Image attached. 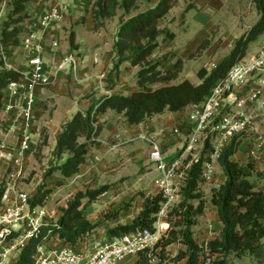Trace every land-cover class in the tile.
<instances>
[{
    "label": "trees",
    "instance_id": "1",
    "mask_svg": "<svg viewBox=\"0 0 264 264\" xmlns=\"http://www.w3.org/2000/svg\"><path fill=\"white\" fill-rule=\"evenodd\" d=\"M34 0H11V13L3 27L2 44L12 57L15 50L22 46L25 36L29 5ZM147 5L146 10H141ZM175 0H97L93 6L92 18L96 29L104 21L111 19L121 11L122 18L117 34L114 52L118 59L116 68L129 63L140 70L137 76L138 91L131 96H105L87 112H79L63 128L57 144L59 157L67 155L65 162L58 167L64 179L78 175L81 166L87 161V146L80 142L82 138L92 141L100 133L99 115L109 111L124 119L130 127H138L166 113L180 114L190 106H201L210 97L213 88L228 76L235 63L247 56V47L264 37V0H256L255 7L260 16L259 22L248 36L238 40L234 50L224 59L215 71L209 73L201 69L197 77L199 84L182 79L185 61L176 53L169 52L157 56L164 44L174 41L175 34L163 26ZM190 6L188 9H191ZM203 49L201 46L197 53ZM19 74L0 70V115L3 109L5 89ZM234 137L221 153L218 164L225 182L212 192L210 203L216 208L218 220L222 225L217 238L208 242L207 247L196 243L193 234L194 217L201 213L204 206L199 192L202 165L194 166L189 173L183 189L184 200L169 213L171 224L160 246L165 252L170 246L180 244L183 250L178 252L174 262L184 264H230L231 255L237 258L251 257L264 264V190H257L254 182L257 173L252 162L241 163L234 160L242 141ZM209 146V144H208ZM104 190L78 193L68 203L56 223L43 229L42 237L33 241L21 252L15 264H34L38 245L59 238L64 243L76 245L86 235L93 232L95 226L87 219L83 202L96 200ZM49 191H40L32 202L33 206L44 207ZM192 201H199L195 207ZM163 197L160 193L144 198L142 209L132 224L118 226L110 231L109 237L132 234L136 231H154L157 215L161 209ZM159 258V255H155ZM210 261V263H208ZM137 264H151L141 255ZM161 264V263H160Z\"/></svg>",
    "mask_w": 264,
    "mask_h": 264
},
{
    "label": "built area",
    "instance_id": "2",
    "mask_svg": "<svg viewBox=\"0 0 264 264\" xmlns=\"http://www.w3.org/2000/svg\"><path fill=\"white\" fill-rule=\"evenodd\" d=\"M66 1L69 0L56 1L44 15L23 26L22 47L28 56V64L23 68H17L8 56L0 30V70L20 75L5 89L0 115V264H15L21 252L40 239L43 229L49 227L46 224L50 216L48 208L33 206L34 198L22 191L20 184L26 176L27 155L33 150L38 92L49 87L58 74L77 71L80 67L75 56L51 65L46 62L45 39L52 27L64 20ZM53 48H58V43ZM217 67L212 63L207 71L212 73ZM256 84L264 86V41L257 52L233 65L204 104L184 110L188 136L175 157L168 158L157 141L143 137L151 147L149 161L155 167L154 185L163 197L153 232L136 231L97 239L90 233L76 245L59 238L51 239L37 246L34 264H130L132 261L137 264L141 255L151 264H157L155 255L160 256V243L170 228L169 213L178 206L175 204L179 200H184L183 189L194 166L202 165L200 187L212 183L219 167L218 159L230 141L243 133L260 134L255 121L264 119V96ZM248 102L255 103L256 107L246 110ZM173 132L182 136L183 126ZM208 144L212 152L204 160Z\"/></svg>",
    "mask_w": 264,
    "mask_h": 264
},
{
    "label": "rangeland",
    "instance_id": "3",
    "mask_svg": "<svg viewBox=\"0 0 264 264\" xmlns=\"http://www.w3.org/2000/svg\"><path fill=\"white\" fill-rule=\"evenodd\" d=\"M56 1L58 0L33 1L28 7L26 22L35 17L44 15L55 5ZM96 1L97 0H91L93 6ZM255 1L256 0H242V12L249 6L252 8L254 16L256 17V14L258 16L259 14L255 7ZM10 5L11 0H0V30L3 29L8 21L11 13ZM190 6H192V8L188 9ZM34 7L37 9L35 14H33ZM147 8V5H143L141 10H146ZM188 8L186 10L187 12L194 11L199 13L203 10V7L199 9L192 0ZM177 11H179V8H177ZM84 13L79 15V24L66 28L67 48L77 51L79 47L83 48L86 46L85 53H87V57L93 56L94 68L100 65V52L103 51L104 48H108V89H120L121 85H125L127 93H132L135 87L139 90L136 81L140 69L130 66L129 63L122 64L119 68H116L115 65L118 59L115 52L114 58H111L113 55L110 51L112 48H115L123 13L119 11L115 17L105 20L103 26L99 29H96L93 18L91 21H88L87 15ZM174 15V12L173 14L170 12L163 26L170 29L174 34L177 31L175 38L178 35L177 43L180 45V49H182L181 51L185 57V65L181 78L191 79L190 81L194 84H199L200 82L197 74L201 69L207 70L208 66L212 63L219 65L231 54L237 41L243 37L246 38L255 26L241 32L238 39L231 42L233 34L236 31L234 22L231 20L225 21L224 18L226 16L223 15L218 16L219 19H217V16L214 14L212 20H217L219 24H221L217 29L211 32L205 40H203V37L206 36L207 32H204L202 38L197 37L198 39L195 44H200L196 50V46H187L184 43L185 37H182L181 34L189 33V35L193 34V36L196 37L199 35L200 30L195 28L197 27L196 25L191 26V28H189L190 26L187 27L186 21L182 22V20H180L177 25L173 26L174 19L176 18H170ZM225 23H227V25H224ZM239 23V25L242 26L246 22L241 17ZM186 29L188 30L186 31ZM263 41L264 37H261L257 41L251 42L246 50L247 56L257 52L261 48ZM166 45L167 44L162 45L157 51V56L154 57L165 54L163 47H166ZM201 46H203V49L197 53ZM88 50H90V52H87ZM75 56L78 59L81 58L80 53ZM12 57H14V65L17 68H22L23 64L26 62V55L21 47L14 51ZM95 60H97V62H95ZM120 80H122L121 83ZM101 98L102 97L99 96L98 102ZM87 99L88 98H84V100ZM97 103H91L88 108L84 106V111L87 112L88 109L92 108ZM48 109L52 110L53 108L49 106ZM175 115L166 113L138 127H130L124 119L111 111L106 115H99V122L97 125L101 127L100 133L97 137H94L92 141H88L86 138L80 140L81 143L87 146V161L81 166L79 174L71 179L62 178L58 170V167L65 162L67 157V155L59 157L57 154L58 137L52 136L48 133V129L41 127L38 131L40 135L39 142H37L36 150L33 154L35 162L26 168V176L20 184V189L33 198H35L40 191H49L45 203V207L48 208L50 214L46 219V224L49 226L56 223L62 213V209L67 208L68 203L73 201L78 193L104 190L102 194L96 197V200L92 202L84 200L83 207L87 219L95 226V229L91 233L94 235V238L109 237L110 231L118 226L132 224L133 220L139 215L142 209L145 197L158 193L154 185V179L156 177L155 167L149 161L151 147L143 137L148 136L157 141L164 149L168 158L175 157L177 153L180 152L181 146L188 136V133L185 132L187 131V127H185V119L187 118L185 112L183 111V113L177 114V116ZM180 126H183V134L182 136H177L174 134L173 130ZM238 136H240L239 139L242 141L243 138L241 134ZM247 136L251 138V144L248 145L251 149L244 150V147V149L241 148V152L237 155L236 161L241 163L252 162L255 164L257 173L262 175H256L254 178L256 189L263 191L264 157L261 155L264 154V135L261 136L260 131L259 136L262 138V140L259 139L260 142L258 141L260 144L257 142L258 138L256 139L250 134H247ZM211 152V145H207L203 154V159L205 160ZM251 152H256L255 156H253V154L250 155ZM254 157L262 158L258 160ZM224 179L220 167H217L214 181L199 187L204 206L201 213L193 218L195 222L193 234L196 243L200 246H205L206 243L217 238L221 232L222 225L218 220L216 208L210 203V200L212 192L225 182ZM182 202L183 199L179 200L175 206ZM192 204L197 207L199 201H192ZM168 221L169 224L172 223L170 216H168ZM183 249V246L180 244L170 246L165 252H160V256L157 258V264H184L185 262H174L178 252ZM132 263L133 261L130 264ZM208 263H210V261ZM229 263L259 264L251 257L237 258L234 255L229 257Z\"/></svg>",
    "mask_w": 264,
    "mask_h": 264
},
{
    "label": "crops",
    "instance_id": "4",
    "mask_svg": "<svg viewBox=\"0 0 264 264\" xmlns=\"http://www.w3.org/2000/svg\"><path fill=\"white\" fill-rule=\"evenodd\" d=\"M225 1L192 0V2L196 4L199 9L203 7V10H201L199 13H196L194 11L193 12L186 11L189 4L191 3V0H175V7L171 11V14H173L174 12L175 15L170 18V19L176 18L174 19L175 21L173 23V26L177 25L178 22L182 20V22L186 21L187 27L190 26L189 28H191V26L196 25L197 27L195 28L200 30L199 35L196 37H194L193 34L189 35V33L181 34L182 37H185L184 43L187 46L194 45L196 46L195 49L197 50L200 43L198 42L199 44L196 45L195 44L196 40L198 38H202L204 36V32H207L206 36L203 37V40H205L206 37L211 32H213L215 29L218 28V26L221 23L219 24L217 20H212L213 19L212 16L214 14L215 16H217V19H219L218 16L223 15L226 16L224 18L225 21L231 20L234 22V28L236 29V31L233 34L231 42H233L235 39H238L241 32L246 31L247 29L256 25L259 22L260 16L259 15L257 16L256 14L255 17L251 7L247 6V9L242 12V7H243L242 0H234V1L225 0ZM177 8H179V11H177ZM92 9H93V3L91 2V0L66 1L64 20L54 25L50 30V32L48 33V35L46 36L45 42H46V48L48 50V54L46 55L47 64L51 65L52 63H60L65 57L75 56L79 53L81 54V58L79 59L81 64L80 67L77 69V71L68 70L58 74V76L53 80L52 84L49 87L41 89L38 92L37 97H38L39 110H38L37 120L34 123V127H33V131H34L33 150L31 153L27 155L26 158L27 167H29L31 164H33V162H35L33 154L36 150L37 142H39L40 135L38 131L41 129V127L48 129L49 134H51L54 137L57 136L58 137L57 139H59L64 126L69 122H71L77 113L79 112L85 113L83 109L84 106H87L88 108L91 103L92 104L97 103L99 100L98 99L99 96L101 97L131 96L133 93L138 91L137 87H135V89L132 90V93H127L125 85L124 86L121 85L120 89L118 88H115V90H113L112 88L108 89L107 87L108 86L107 58L109 57L108 48H104L103 51L100 52V65H98L96 68H94L93 56L87 57V53H85L86 46H84L83 48L79 47L77 51L70 50L67 48L66 28H69L75 24H79L80 22L79 15H81L85 11L86 12L84 14L87 15L88 21H91ZM36 12L37 9L34 7L33 14H35ZM241 17L246 22L245 24L242 25L243 27L239 25ZM197 20H200L201 22ZM224 25H227V23H225ZM188 29H186V31ZM176 33L177 31L175 32V34ZM177 42H178V35L171 44H167L166 47H163L164 48L163 50L165 53L175 52L176 54H178L179 57L185 60L183 52L181 51L182 49H180V45ZM54 43H58V48L56 49L53 48ZM21 48L26 55L25 58L26 62L25 64H23V67H25L28 64V56L22 46ZM87 52H90V50H88ZM110 52H112L113 55L111 58H114L115 56L114 48H112ZM12 61H14V57H12ZM121 82L122 80H120V83ZM255 87L257 90H261V93L264 96V86L260 87L259 85L256 84ZM84 98H88V99L84 100ZM49 106H51L53 109L52 110L48 109ZM255 107H256L255 103L248 102V104L246 105V110H253V108ZM188 108L190 109V107ZM175 116H177V114ZM255 124L259 127L261 131V136H263L264 119L261 117L256 119ZM247 134L254 136L256 139L258 138L257 142L258 141L260 142V140H262L261 136L255 135L254 133H243L241 134V137L243 139L240 150L243 147L245 148V149L243 148L244 150L251 149L250 146L248 147V145L251 144L250 143L251 138H248ZM259 142L258 144H260ZM240 150L239 152H241ZM255 153L256 152H251L250 155L253 154V156H255ZM237 155L234 157L235 161ZM261 156L264 157V154H262ZM261 158L262 157H258L257 159L259 160Z\"/></svg>",
    "mask_w": 264,
    "mask_h": 264
}]
</instances>
